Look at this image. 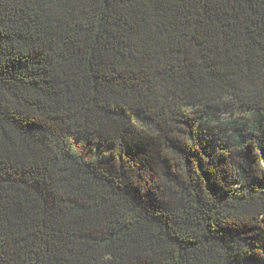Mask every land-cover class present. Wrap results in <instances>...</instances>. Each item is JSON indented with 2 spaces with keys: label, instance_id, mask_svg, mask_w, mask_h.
Listing matches in <instances>:
<instances>
[{
  "label": "trees",
  "instance_id": "obj_1",
  "mask_svg": "<svg viewBox=\"0 0 264 264\" xmlns=\"http://www.w3.org/2000/svg\"><path fill=\"white\" fill-rule=\"evenodd\" d=\"M262 135L264 0H0V264H264Z\"/></svg>",
  "mask_w": 264,
  "mask_h": 264
},
{
  "label": "rangeland",
  "instance_id": "obj_2",
  "mask_svg": "<svg viewBox=\"0 0 264 264\" xmlns=\"http://www.w3.org/2000/svg\"><path fill=\"white\" fill-rule=\"evenodd\" d=\"M257 116L258 115L255 112H240L234 115H220L218 120L221 122H227V124L246 123L252 125ZM261 140H264V135H262ZM72 143L76 151L82 154L85 158L95 156L97 152H103L107 149L106 147L92 145L86 141L85 137L81 136L72 138Z\"/></svg>",
  "mask_w": 264,
  "mask_h": 264
}]
</instances>
